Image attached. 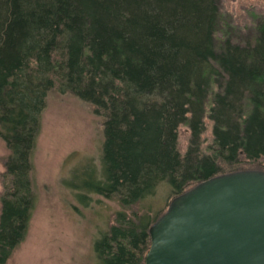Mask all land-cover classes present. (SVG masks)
Returning <instances> with one entry per match:
<instances>
[{
    "label": "trees",
    "instance_id": "trees-1",
    "mask_svg": "<svg viewBox=\"0 0 264 264\" xmlns=\"http://www.w3.org/2000/svg\"><path fill=\"white\" fill-rule=\"evenodd\" d=\"M253 16L254 31L240 38L219 0H0V137L9 151L0 264L30 225L33 154L52 90L103 117L100 166L69 181L82 201L99 193L130 207L164 180L176 196L220 173L264 169V16ZM181 125L190 129L184 153ZM160 215L118 211L95 241L97 264H145Z\"/></svg>",
    "mask_w": 264,
    "mask_h": 264
},
{
    "label": "rangeland",
    "instance_id": "rangeland-1",
    "mask_svg": "<svg viewBox=\"0 0 264 264\" xmlns=\"http://www.w3.org/2000/svg\"><path fill=\"white\" fill-rule=\"evenodd\" d=\"M219 3L229 14L240 38L254 31V13L264 16V0H219ZM207 127L204 136L209 137L210 120ZM189 138L190 129L181 125L182 153ZM103 141V117L94 112L90 103L72 93L50 92L33 154L35 201L30 225L24 240L5 264H97L95 241L115 222L118 211L129 216L133 212L144 213L153 218L166 211L174 197L166 180L157 185L154 194L130 207L99 193H91L84 201L78 197L81 189L70 186L69 181L78 182L82 170L91 171L92 167L100 166ZM8 153L0 137V194Z\"/></svg>",
    "mask_w": 264,
    "mask_h": 264
},
{
    "label": "water",
    "instance_id": "water-1",
    "mask_svg": "<svg viewBox=\"0 0 264 264\" xmlns=\"http://www.w3.org/2000/svg\"><path fill=\"white\" fill-rule=\"evenodd\" d=\"M145 264H264V169L204 179L149 227Z\"/></svg>",
    "mask_w": 264,
    "mask_h": 264
}]
</instances>
